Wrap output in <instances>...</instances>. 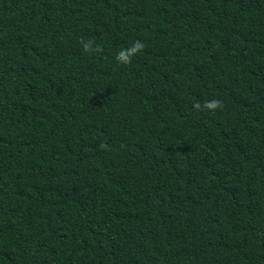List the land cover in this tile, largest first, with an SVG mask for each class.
<instances>
[{
  "label": "trees",
  "instance_id": "trees-1",
  "mask_svg": "<svg viewBox=\"0 0 264 264\" xmlns=\"http://www.w3.org/2000/svg\"><path fill=\"white\" fill-rule=\"evenodd\" d=\"M0 264H264V0H0Z\"/></svg>",
  "mask_w": 264,
  "mask_h": 264
},
{
  "label": "clouds",
  "instance_id": "clouds-1",
  "mask_svg": "<svg viewBox=\"0 0 264 264\" xmlns=\"http://www.w3.org/2000/svg\"><path fill=\"white\" fill-rule=\"evenodd\" d=\"M94 40L89 39L87 41L81 40V45L82 49L86 53H93V52H99L102 51V48L100 45H94ZM145 48L144 42L143 41H135L132 43V45L129 48L126 49H121L117 54L115 59L117 62L121 65H129L132 62V58L140 53L143 52ZM195 108L197 110H208V111H215L216 109H221L223 108V102L220 100H210V101H205L203 105L196 104Z\"/></svg>",
  "mask_w": 264,
  "mask_h": 264
}]
</instances>
